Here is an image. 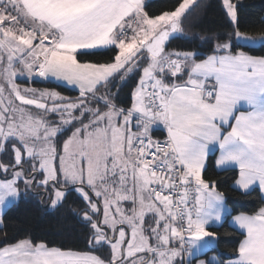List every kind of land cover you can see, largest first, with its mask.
I'll use <instances>...</instances> for the list:
<instances>
[{"label": "snow or ice", "instance_id": "6c2138e0", "mask_svg": "<svg viewBox=\"0 0 264 264\" xmlns=\"http://www.w3.org/2000/svg\"><path fill=\"white\" fill-rule=\"evenodd\" d=\"M212 6L0 0V264H264V6ZM21 199L74 242L9 233Z\"/></svg>", "mask_w": 264, "mask_h": 264}, {"label": "trees", "instance_id": "16d2710c", "mask_svg": "<svg viewBox=\"0 0 264 264\" xmlns=\"http://www.w3.org/2000/svg\"><path fill=\"white\" fill-rule=\"evenodd\" d=\"M209 2L213 6L207 10L205 15H203V17L201 18V24L203 28H216L221 22V19L215 7L217 0H209ZM153 3L155 6H160L164 3H171V0H153ZM245 3L253 4L257 9L264 6V0H245ZM183 43V41L175 40L172 42V46L175 47ZM34 86L52 87L53 85L47 83H38ZM64 94L76 95L77 93L64 92ZM209 174L212 175L213 178H219L221 180H224L225 178L230 177L232 175L231 172L218 171L214 167L209 168ZM221 190L226 191V193L231 196V199L229 200V208L235 206L237 211H245L247 209L254 208L259 204L260 194L258 192L253 193L251 197L242 201L238 197L237 193L231 191V189L227 188V186H225V188H222ZM73 207H75V205H73ZM61 211L64 212L65 210L62 209ZM3 213L7 224L6 230L9 233L14 234L16 232H22L23 230L27 229L30 233L36 235L37 237L44 236L48 240L53 241L54 243L74 242V238H69L67 237L66 233H64V229L58 224L57 217L51 214V210H46L43 206L37 204L35 200L21 199L19 203L9 205ZM233 214L237 213L233 212L232 215ZM70 222L71 218L69 217V223ZM211 230H218L221 232L227 231L229 233H232V238L228 242L229 247L231 246V243L238 242V237L236 236L234 229L229 227L227 223L224 224L223 228L217 229L214 227ZM224 250V244H221L219 251Z\"/></svg>", "mask_w": 264, "mask_h": 264}, {"label": "rangeland", "instance_id": "374dc122", "mask_svg": "<svg viewBox=\"0 0 264 264\" xmlns=\"http://www.w3.org/2000/svg\"><path fill=\"white\" fill-rule=\"evenodd\" d=\"M66 95V94H65ZM11 205V204H10ZM9 206V205H8ZM7 206V207H8ZM7 207H5L4 209H3V212H4V210L7 208ZM218 253H216V252H213V251H209L208 252V255L207 256H201L200 258L201 259H206V258H208V257H211V256H213V255H217Z\"/></svg>", "mask_w": 264, "mask_h": 264}, {"label": "crops", "instance_id": "0c3cea01", "mask_svg": "<svg viewBox=\"0 0 264 264\" xmlns=\"http://www.w3.org/2000/svg\"><path fill=\"white\" fill-rule=\"evenodd\" d=\"M215 155H218V153H215V154H214V158H215ZM233 215H235V214H233Z\"/></svg>", "mask_w": 264, "mask_h": 264}]
</instances>
